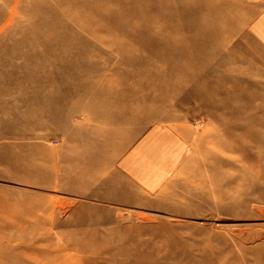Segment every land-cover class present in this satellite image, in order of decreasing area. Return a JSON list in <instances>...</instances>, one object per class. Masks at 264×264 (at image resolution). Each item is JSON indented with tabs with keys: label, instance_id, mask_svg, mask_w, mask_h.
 <instances>
[{
	"label": "rangeland",
	"instance_id": "rangeland-1",
	"mask_svg": "<svg viewBox=\"0 0 264 264\" xmlns=\"http://www.w3.org/2000/svg\"><path fill=\"white\" fill-rule=\"evenodd\" d=\"M0 264H264V0H0Z\"/></svg>",
	"mask_w": 264,
	"mask_h": 264
},
{
	"label": "crops",
	"instance_id": "crops-1",
	"mask_svg": "<svg viewBox=\"0 0 264 264\" xmlns=\"http://www.w3.org/2000/svg\"><path fill=\"white\" fill-rule=\"evenodd\" d=\"M135 126L133 121L123 132L120 163L142 179L175 173L189 146L187 130L184 133L171 125L153 123L139 129ZM131 134L134 136L128 140Z\"/></svg>",
	"mask_w": 264,
	"mask_h": 264
}]
</instances>
